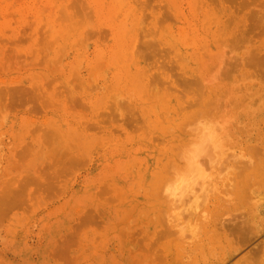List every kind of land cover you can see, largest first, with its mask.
<instances>
[{"label": "rangeland", "instance_id": "rangeland-1", "mask_svg": "<svg viewBox=\"0 0 264 264\" xmlns=\"http://www.w3.org/2000/svg\"><path fill=\"white\" fill-rule=\"evenodd\" d=\"M263 87L264 0H0V264H264V186L242 190L264 171ZM225 95L229 144L258 162L225 199L258 202V232L211 217L184 259L155 194L183 122Z\"/></svg>", "mask_w": 264, "mask_h": 264}, {"label": "bare ground", "instance_id": "bare-ground-1", "mask_svg": "<svg viewBox=\"0 0 264 264\" xmlns=\"http://www.w3.org/2000/svg\"><path fill=\"white\" fill-rule=\"evenodd\" d=\"M241 47H243V45ZM180 58H181V56H180ZM230 58H232V57H230ZM236 61H237V59H236ZM225 62H226V60H225ZM225 62H223V63L225 64ZM170 63H172V62H170ZM176 64H178V63H176ZM228 72H226V76H227ZM195 74H196V72H195ZM254 74H255V71H254ZM253 76H255V75H253ZM192 79H195V78H192ZM196 79H197V77H196ZM164 86H165V84H164ZM172 87H174V86H172ZM196 88H197V86H196ZM163 89H164V87H163ZM175 89H177V88L175 87ZM151 90H153V89H151ZM202 90H203V88H202ZM229 90H227V91L225 90V91L228 92ZM157 92H159V90ZM190 92H193V91H190ZM188 94H190V93H188ZM199 94H200V92H199ZM199 94L194 99H197L199 97ZM152 95H150V96H152ZM227 95H225V98L227 97ZM181 96H186V95H181ZM201 96H202V94H201ZM232 97H233V95H232ZM164 98H165V96H164ZM176 98H179V97H176ZM202 98H203V96L201 97V100H198V102H197V100H194L195 102L193 101L194 103H193V105L191 104V107L192 106L195 107L198 103H200L202 101ZM225 98L221 99L220 96L219 97L216 96V97L210 98V100H207V102H204V104L202 102L201 103V107H202L201 112L199 111V109H197V111H196V113L200 112L198 118L197 119L195 118V120H194V117H192L194 121L192 120V121L187 122V120H189L188 116H190L187 114L188 119H186L183 122V125L184 124H187V125L182 126V128H184V129H181V131L182 130L183 131L181 134L180 144H178V146L175 148L173 146L174 149L177 148V150H178L177 155L175 157V160L173 159L174 162H173V160L172 161L169 160L170 163H173L172 165H174V167H172V165H170L168 163V165L171 166L173 171L169 172L168 170H165L164 174L161 177V181L157 186V192L155 195H156V202L158 204V207H157L158 210H156V212H155V218L158 221V226L161 229V231L163 232V234L166 233V235H168V238L171 237L174 240V242H176L175 244L177 246L178 255H180L184 259L185 258L188 259V258H191V256H193L191 254V256L188 257V254L190 251L193 252L192 250H194V249H196V251H198L197 249L200 248V246L203 247V245H201V242L204 241L203 238H204V235L206 236V233H207L206 231H208V234H210V232H212V231L209 232V230L207 229L208 227H210L209 226L210 225L209 220L211 217L214 219V223L217 227L220 226L221 229H222V227H224L222 230H220V228H218L220 231H223V232H225V230H227V231L230 230L233 233L234 232L233 228H235V231H236V228H238V230L240 232H242V236L243 235L244 236H254V235H257V232H258L257 231L258 227H257V222H256L258 215H260L258 213V209H257V207H259L258 202H252V203L250 202L251 207H249L248 213H247L246 212L247 209L241 210V209H238L241 207H238V206L232 207L234 205V203L232 204L228 200V198L225 199L233 190L232 187L237 188V186H235L236 185L235 182H236V179L238 178L237 176H239V178L241 177L240 176L241 175L240 170L242 169V171L245 172L248 165L250 167L252 166L251 161H253V164L257 162L256 160L251 159V158H253V157H251V155L248 156L246 153H244V154H246L248 157H251L250 158L251 161H250V159H249L250 162L247 161L248 157L246 159H243V160L247 161L246 164H245L246 161L245 162L243 160L240 161V153L238 155L236 149H240L241 147L240 146L237 147V145H235V144H229V137L231 134L230 130H232V129H230V127H229L228 117H226V119H227L226 120L225 115L224 114H223L224 116L221 115L222 113L220 114V111H221L223 105L231 104V103H233V100L231 98L230 100H232V101H230L229 99L226 98L227 99L226 101L225 100L222 101ZM149 99H150V97H149ZM181 99H182V97H181ZM186 99H187V97H186ZM186 99H183V100H185V102L188 104H185L183 106L184 108L186 105L188 106V105H190L189 103L192 102V100H191V102H190V100L188 102V99L187 100ZM185 102H183V103H185ZM179 103H180V101H179ZM168 105H166V106L168 107ZM198 105L200 106V104H198ZM179 106L182 107V104ZM187 106H186V108H187ZM235 107L237 108L238 106H235ZM239 107H238V109H239ZM188 108H189V106H188ZM236 108L234 110H236ZM177 109H176V111H177ZM229 109H233V108H229ZM181 110H182V108H181ZM226 110H227V108H226ZM226 110L224 113H226L228 111V110L227 111ZM229 111H230V114H232L231 113L232 111L231 110H229ZM227 113H229V112H227ZM191 115L193 116V113ZM196 115H194V116L197 117ZM219 115H221L220 118H219ZM236 115H238L237 112H236ZM227 116H229V115H227ZM221 117H223V119H225V121L223 119H222L223 120L222 121ZM238 118L240 119L241 117H238ZM230 119H232V118L230 117ZM233 120H235V118ZM241 125L242 124H240V126ZM231 127H233V125H231ZM244 128L240 127L239 130L240 129L242 130ZM247 129H248V127H247ZM172 130H173V128H172ZM244 131H245V129H244ZM167 132H170V131H167ZM249 135H250V133H249ZM235 137H236V135H235ZM156 138H158V137L156 136ZM177 143H176V145H177ZM254 145H255V143L251 146L254 147ZM253 147H250L251 150L257 148L255 150V152L258 151V153L261 152L260 155L263 154L262 153L263 151H261V149L258 150L259 146L256 148L255 147L253 148ZM242 152H243V150H242ZM250 152H253V151H250ZM258 153H256V154H258ZM170 157L173 158L172 155ZM254 158L256 159V157H254ZM257 164H258V162H257ZM161 165H162V163H161ZM245 165H247V166H245ZM170 166H167L168 167L167 169H169ZM254 166H256V164ZM251 168H248V170ZM172 169H169V170H172ZM246 172H247V173H245V178H246L245 180L246 181L244 180L245 183H244L243 188H242L243 193L245 196H248L247 198H249L250 201L251 200L256 201V199H253L254 197L252 198V196L254 195V191L256 189L261 190V187L264 186V171H262L261 169H255L254 168L252 171H246ZM243 179H244V177H243ZM238 184H239V182H238ZM231 188H232V190H231ZM233 191H235V190H233ZM259 196L262 197L263 195L259 194ZM262 198H260V200ZM235 199H234V201H235ZM239 200H240V202L242 201L241 198ZM260 200H258V201H260ZM234 201H232V202H234ZM244 202H245V200H244ZM247 202L249 203L248 200L245 203L247 204ZM231 204H232V206H231ZM237 204L238 203L236 201V205ZM248 214H249V216H248ZM212 223H213V221H212ZM225 226H230V227H229V229L228 228L225 229ZM214 228H216V227L214 226ZM231 228H232V230H231ZM215 230L217 231V229H215ZM238 230H237V232L239 233ZM237 232H235L236 235H239V234L241 235V233L238 234ZM229 233L227 232V234H229ZM214 235H215V233H214ZM216 236L213 237V235H212L213 239H215ZM204 248H205V243H204ZM202 250H203V248H202Z\"/></svg>", "mask_w": 264, "mask_h": 264}]
</instances>
